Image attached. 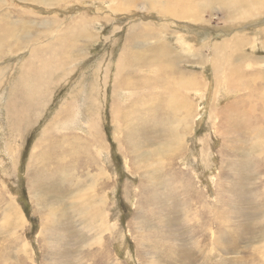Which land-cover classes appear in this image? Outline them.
Wrapping results in <instances>:
<instances>
[{"label":"rangeland","instance_id":"obj_1","mask_svg":"<svg viewBox=\"0 0 264 264\" xmlns=\"http://www.w3.org/2000/svg\"><path fill=\"white\" fill-rule=\"evenodd\" d=\"M185 2L0 0V264H264V0Z\"/></svg>","mask_w":264,"mask_h":264},{"label":"bare ground","instance_id":"obj_2","mask_svg":"<svg viewBox=\"0 0 264 264\" xmlns=\"http://www.w3.org/2000/svg\"><path fill=\"white\" fill-rule=\"evenodd\" d=\"M185 1H187V0H171V5L174 7H177L179 9V11L181 13H183L184 10L187 8L186 5H188V6L191 5V3L188 4ZM229 1L231 3H236V2H239L240 0H229ZM175 101L176 102H182V98H177V99H175ZM183 121H185V117H183ZM63 174L64 173L62 172V175ZM84 206H85V203H84ZM95 206L96 205H94V206L92 205L90 207H83V208L80 207L79 208L78 206L75 205V206H67V208H70L72 213L75 212V210L80 211V212H85L82 215V217H85V218L89 215V218L91 219V226L89 225V230L93 231L94 233H98L99 231L104 230V228H103L104 225L102 223H100V221H102V219H103L104 213H103L102 209H100L101 207L98 210H94ZM63 209H65V208H63ZM88 219L86 221L89 222ZM97 220H98L99 224H96Z\"/></svg>","mask_w":264,"mask_h":264}]
</instances>
